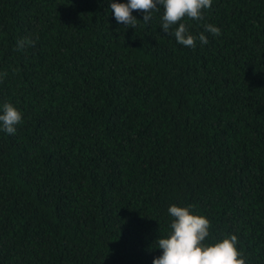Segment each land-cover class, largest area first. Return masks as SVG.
Returning <instances> with one entry per match:
<instances>
[{
    "label": "trees",
    "instance_id": "16d2710c",
    "mask_svg": "<svg viewBox=\"0 0 264 264\" xmlns=\"http://www.w3.org/2000/svg\"><path fill=\"white\" fill-rule=\"evenodd\" d=\"M113 2L0 0V264H152L171 205L264 264V0L184 19L195 49Z\"/></svg>",
    "mask_w": 264,
    "mask_h": 264
},
{
    "label": "clouds",
    "instance_id": "9594fccd",
    "mask_svg": "<svg viewBox=\"0 0 264 264\" xmlns=\"http://www.w3.org/2000/svg\"><path fill=\"white\" fill-rule=\"evenodd\" d=\"M212 0H128L127 3H111L110 8L118 23L135 29L140 21L132 15L139 11L143 14V23L149 24L152 13L163 9L161 28L164 33L174 35L175 40L186 47L196 48L197 36L189 32L184 19L203 20V12L211 8ZM178 25V26H177ZM205 31L214 36L221 34L220 28L205 24ZM200 43L207 44L204 34L198 36ZM35 45L29 37L17 41V48L23 50ZM6 75V73L4 74ZM0 128L7 134L14 135L16 126L22 122V113L11 103L0 106ZM168 213L172 217L170 232L166 238L155 242L162 250V255L153 259L152 264H246L242 253L237 248L238 237L231 235L218 242L206 244L210 236L211 222L202 215L193 214L191 206L171 205Z\"/></svg>",
    "mask_w": 264,
    "mask_h": 264
}]
</instances>
